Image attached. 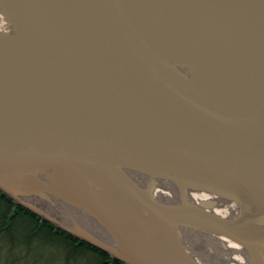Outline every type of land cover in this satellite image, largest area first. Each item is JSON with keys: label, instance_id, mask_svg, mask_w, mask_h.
<instances>
[{"label": "water", "instance_id": "water-1", "mask_svg": "<svg viewBox=\"0 0 264 264\" xmlns=\"http://www.w3.org/2000/svg\"><path fill=\"white\" fill-rule=\"evenodd\" d=\"M0 192L52 187L94 215L118 255L84 229L43 218L122 264H198L180 228H203L264 264V0H0ZM201 72L198 81L176 71ZM125 170L219 194L263 233L244 239L215 203H157ZM105 192L110 203L93 193Z\"/></svg>", "mask_w": 264, "mask_h": 264}, {"label": "bare ground", "instance_id": "bare-ground-1", "mask_svg": "<svg viewBox=\"0 0 264 264\" xmlns=\"http://www.w3.org/2000/svg\"><path fill=\"white\" fill-rule=\"evenodd\" d=\"M0 35L8 37L19 36L17 26L1 5ZM172 67L192 80L198 81L201 78V72L189 66L176 64L172 65ZM125 173L132 181L142 188L146 187L149 181L153 179L155 187L152 194L154 200L159 204L175 207L182 205L184 201L196 205L199 202L210 200L215 203L211 213L234 225L236 229L240 230V234L244 239L255 237L258 234L262 235L263 233L258 220L249 210L222 195L187 188L164 179L151 178L146 174L133 170H125ZM26 181L31 187L34 186V183L41 182L58 192L59 196L47 195L45 197L54 205L56 220L59 223L72 229L86 230L110 247L118 255H121L118 244L100 224L97 218L82 209L67 193H65L62 182L56 171L43 170L35 176L28 178ZM91 190L104 202L107 204L110 203V197L107 196L105 192L93 186ZM21 201L23 203H28L27 200ZM179 241L188 249L190 256L198 264H254L252 257L239 245L224 236L212 233L203 228H180ZM205 241L206 243H213L216 246L217 252H215V256L212 257L213 259L195 250L194 244L203 243Z\"/></svg>", "mask_w": 264, "mask_h": 264}, {"label": "trees", "instance_id": "trees-1", "mask_svg": "<svg viewBox=\"0 0 264 264\" xmlns=\"http://www.w3.org/2000/svg\"><path fill=\"white\" fill-rule=\"evenodd\" d=\"M122 264L0 192V264Z\"/></svg>", "mask_w": 264, "mask_h": 264}, {"label": "rangeland", "instance_id": "rangeland-1", "mask_svg": "<svg viewBox=\"0 0 264 264\" xmlns=\"http://www.w3.org/2000/svg\"><path fill=\"white\" fill-rule=\"evenodd\" d=\"M50 196L52 194L43 192L37 188H35L34 190L31 191H27V193H24L20 196H17L16 198H18L19 200H27L26 203L27 205H29L31 208H33L34 210H36L37 212H39L41 214V216H43V218H48V219H54L56 220V211L54 209V205L52 204V202H49V200L45 197V196ZM15 197L11 198L13 202L17 201ZM58 219V218H57ZM195 245V250H197L199 253H201L202 255H207L210 258H212L213 256H215V252L216 251V246L212 243H199V244H194ZM213 259V258H212ZM216 259V258H215ZM30 261L27 262V264H29Z\"/></svg>", "mask_w": 264, "mask_h": 264}]
</instances>
